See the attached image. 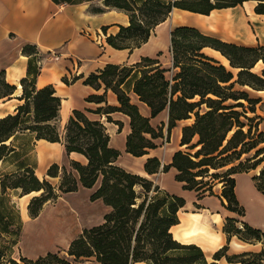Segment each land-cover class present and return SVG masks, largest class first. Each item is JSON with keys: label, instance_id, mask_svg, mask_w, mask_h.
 I'll return each instance as SVG.
<instances>
[{"label": "trees", "instance_id": "obj_1", "mask_svg": "<svg viewBox=\"0 0 264 264\" xmlns=\"http://www.w3.org/2000/svg\"><path fill=\"white\" fill-rule=\"evenodd\" d=\"M81 1L89 0H64L65 3ZM245 1L248 0H103L105 6L123 11L129 19L128 25H120L117 33L106 37V42L115 49L131 51L148 40L153 28L165 21L173 8L207 14L212 9ZM251 1L257 3L256 13H264V0ZM93 10L103 11L101 8ZM179 37L183 38L182 42L177 40ZM205 46L219 51L232 68L239 69L236 77L219 61L201 53ZM170 51L174 65L180 69L171 78L166 77V69L160 67L158 60L150 57H141L131 64L108 63L91 72L83 83L95 89L103 85L105 91L111 90L119 106L106 104L88 111L105 114L108 122L119 127L121 122L112 120L109 114L119 111L127 115L131 131L126 136L125 151L133 156H142L148 149L156 148L154 141L163 137V133L162 127H152L149 118L139 113L137 106L130 101V92L150 108L151 117L168 108V133L177 120L188 119L193 113V122L181 128L180 146H185L186 150L176 151L169 165L161 166L159 158L148 157L143 169L147 175H153L174 167L177 170L175 180L184 183L183 189L197 191L198 198L206 193L213 194L211 182L204 180L206 177L219 180L223 182L221 197L226 201L224 207L239 216L244 215V207L234 192L232 175L255 169L264 161V147L258 148L264 143V132L252 134V121L262 119L247 115V112L255 113L254 103L258 101L233 88L238 84L264 89V68L260 75L250 71L258 61L264 63V44L239 46L203 35L195 28L180 26L171 33ZM36 52L34 45H25L22 49L23 54ZM33 61L31 59L28 64L31 76L20 82L21 98L25 102L14 113L0 118V165H7L0 170V264H217L222 257L232 264H264V230L245 222L237 224L238 220L234 218H225L226 243L211 258L199 246L177 241L171 227L179 223L178 211L184 206L185 199L161 189L151 178L117 165L120 152L109 146V135L101 121L73 110L63 129L59 130L56 121L60 98L54 94L52 85L35 89L37 67ZM81 77L73 76L71 81ZM63 81L70 82L67 77H63ZM15 88L6 83L3 71L0 72V99L12 94ZM241 99L248 103L249 110H233L234 107L244 109L243 103L238 101ZM87 100L106 102L105 93L90 95ZM227 100L237 102L223 104ZM201 105L208 109L201 113ZM27 135H32L33 139L61 142L67 153L81 154L85 164L71 160V170L68 171L53 163L46 174L58 178L57 182L40 180L34 172L35 164L26 158L24 136ZM253 149L256 150L251 157L240 160L243 154ZM236 161L238 163L231 166ZM227 166L226 170L215 172ZM252 179L264 196V165ZM97 182L99 185L90 200L101 199L112 210L104 215L102 223L83 228L71 240L65 255L47 252L35 259L20 256L18 260L8 256L22 232V222L11 203V194L22 196L39 192L27 204L28 216L34 218L45 203L55 202L61 193L77 191L79 184L92 188ZM233 236L261 247L256 251L228 254V243Z\"/></svg>", "mask_w": 264, "mask_h": 264}, {"label": "crops", "instance_id": "obj_2", "mask_svg": "<svg viewBox=\"0 0 264 264\" xmlns=\"http://www.w3.org/2000/svg\"><path fill=\"white\" fill-rule=\"evenodd\" d=\"M256 5L257 3L250 4L248 0L235 6L212 9L207 14L173 8L167 19L153 28L148 40L130 51L115 49L106 42V37L117 33L120 25L127 26L129 19L123 11L105 6L103 0L77 3H65L64 0H0V72L3 71L6 83L16 86L12 94L0 99V118L14 113L15 109L25 102L21 98L23 90L20 82L23 78L31 76L28 74V64L34 59L33 64L37 67L35 89L52 85L54 94L60 98L57 118L60 127L63 129L73 110H80L88 118L101 121L109 135V146L120 152L116 160L117 165L134 174L151 178L161 189L185 199L184 206L178 211L179 223L171 227L172 235L181 243H193L199 246L210 258L208 253L213 254L226 243V235L223 232L225 218H234L238 220L237 224L245 222L254 228L264 229V196L258 191L252 179L259 171L251 172L257 167L249 172L232 175L235 179L236 198L245 210L244 215L241 216L224 207L226 201L221 197L223 182L219 180L212 183V195L206 193L198 198L197 191L183 189L184 183L175 180L177 170L174 167H170L166 172L159 171L147 175L143 165L148 157L159 158L161 166L171 163L173 154L183 147L180 146L181 128L191 124L193 122L191 118L177 120L176 125L168 133V108L151 117L150 108L130 92V101L137 106L139 113L149 118L152 127L156 129L162 127L163 133V137L154 141L157 144L156 148L148 149L142 156H133L125 151L126 136L131 131L129 117L119 111L110 113L112 120L121 122L119 127L114 122H108L105 114L88 111L104 107L106 104L118 107L116 95L111 90L105 91L103 85L95 89L84 84L83 80L91 72L102 69L108 63L131 64L139 61L141 57L158 60L160 67L166 69L167 78L175 76L180 69L173 63V55L170 51L171 33L180 26L195 28L203 35L239 46L263 45L264 13H256L254 10ZM94 8H101L103 11L96 12ZM102 27H106L105 31ZM25 45H34L37 52L23 54L22 49ZM200 52L225 66L219 58L221 54L219 51L205 46ZM225 67L232 73V70H236V73L239 70L231 66V68ZM262 68L264 63L258 61L250 71L260 75ZM80 75L81 78L71 81L73 76ZM63 77H67L70 82L66 84ZM233 89L244 91L249 98L258 101L254 103L255 113L259 114L260 110H264L261 109L264 108V89H253L248 85L238 84ZM103 93L106 102L97 103L87 100L90 95ZM230 101L227 100L223 104L234 105L237 102ZM238 101L245 102L243 99ZM207 109L205 105L200 106V110ZM239 109L243 110L242 107L233 108V110ZM244 110L247 108L244 107ZM32 152L35 156L34 172L36 176L37 173L42 176H37L40 180L51 178L46 171L53 163L65 167L68 171L71 170V160L85 164L81 154L67 153L61 142L33 139ZM51 179L58 180V178ZM98 185L99 182L92 188H86L79 184L77 191H74L92 207L95 213L93 217L95 221L92 222L94 225L102 223L104 215L112 210L101 199L90 200V195ZM69 193L61 194L69 195ZM60 197L62 198L59 196L57 200ZM234 240L250 246L235 236L230 238L228 245L231 243L238 245ZM54 248L57 246L54 245ZM47 252H53V249H47L37 257ZM217 264L232 263H228L222 257L217 260Z\"/></svg>", "mask_w": 264, "mask_h": 264}, {"label": "rangeland", "instance_id": "obj_3", "mask_svg": "<svg viewBox=\"0 0 264 264\" xmlns=\"http://www.w3.org/2000/svg\"><path fill=\"white\" fill-rule=\"evenodd\" d=\"M250 4H255V2L254 3L250 2ZM246 6H247V3H246ZM177 40L182 42L183 38L179 37L177 38ZM221 61L224 63V60L222 58H221ZM259 66L261 65L259 64ZM227 67L231 68L229 66V62H228ZM232 71L236 77V70H232ZM240 102H242L243 105L247 108V110H249V105L246 101L245 102L240 101ZM261 109H264V108L261 107ZM241 110L242 109H239L238 111H241ZM203 111L204 110H200L201 113ZM258 113L259 114L257 113L252 114L251 112H247V115L250 117H254L255 115H257L262 119L260 120V122L258 119L252 121L251 123V126L253 127L252 134L254 135H256L259 132H264V110H260V112ZM190 118L192 121L194 120L193 113L190 114ZM187 122H190V121L187 120ZM56 124L58 128L61 130L62 127H60L57 121H56ZM243 130L246 131L247 126L244 127ZM24 138H26L25 140L27 141L26 158L28 162H30L31 164H35V156L32 152L33 137L32 135H27V136H24ZM196 138L197 137L193 139V142L196 141ZM262 147H264V143L258 145V148H262ZM181 150L185 151L186 147L183 146ZM255 150L256 149H253L249 153L243 154L240 160L244 161L246 158L251 157L254 154ZM237 163L238 161L231 164V166ZM263 165H264V162L258 165L257 169H255L254 171H251V170L249 171H251L252 173L258 172L259 169ZM6 166H7L6 164L2 163L0 165V170L4 169V167ZM246 166L248 165H245L244 167ZM228 167L229 166L225 168H221L219 170H216L215 172H222L226 170ZM212 172H214V170H211V173ZM37 176L42 177L39 173H37ZM46 180L50 181L52 184H55L57 182V179L46 178ZM204 180L211 182V184L214 181H217L214 179H210V177H206ZM38 193L39 192H31L21 197L16 194H11V201H12L11 203H13L14 210L15 212L19 214L21 222H22V232L20 234L19 241L14 246H12V248L8 252V256L15 258L16 260H18L20 256L35 259L39 253H43L47 249H50V248L53 249V252H60L61 256L65 255V250L68 249V246L71 240L77 234H79L83 228H89V227L94 226V223L92 222L95 221L93 219L95 213L92 207L89 206L83 200L82 196L77 192H70L69 195L60 194L62 198L60 197L58 200H56V202L45 203L42 210L39 212V214L34 218H30L27 213V204L30 201L31 196L36 195ZM69 203L72 205L71 208L67 207ZM235 243H237L238 245H235L234 243H231L230 245H228L229 247L228 254H237L245 250L256 251V250H259L261 247L260 244L253 245V246L251 245L245 246L244 244H241L238 241L237 242L235 241ZM54 245H56L57 248H54ZM208 254L210 258L213 255L211 253H208ZM81 264H90V263H81Z\"/></svg>", "mask_w": 264, "mask_h": 264}, {"label": "bare ground", "instance_id": "obj_4", "mask_svg": "<svg viewBox=\"0 0 264 264\" xmlns=\"http://www.w3.org/2000/svg\"><path fill=\"white\" fill-rule=\"evenodd\" d=\"M253 3H254V2H253ZM171 14H172V13H171ZM169 21H170V20H169ZM213 54H214V53H213ZM216 54H218V52H217ZM219 58H220V59L222 58V59L224 60V63H223L222 61H221V62H222L223 64H225V66L228 65V61H227L224 57H222L220 54H219ZM71 206H72V205H71L70 203L67 205V207H70V208H71ZM75 215H76V214H75ZM53 233H54V232H53Z\"/></svg>", "mask_w": 264, "mask_h": 264}, {"label": "water", "instance_id": "obj_5", "mask_svg": "<svg viewBox=\"0 0 264 264\" xmlns=\"http://www.w3.org/2000/svg\"><path fill=\"white\" fill-rule=\"evenodd\" d=\"M36 195H38V194H36ZM23 196V195H22ZM33 196H35V195H33ZM33 196H31V198L33 197ZM21 197V196H20ZM19 197V198H20ZM29 203V202H28ZM247 244H249V245H251V246H253V244H250V243H247ZM246 251V250H245Z\"/></svg>", "mask_w": 264, "mask_h": 264}]
</instances>
